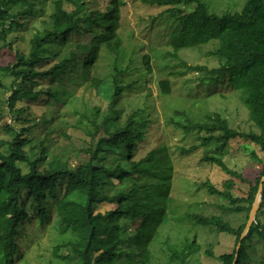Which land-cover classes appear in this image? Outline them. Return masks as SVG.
<instances>
[{"label":"trees","instance_id":"trees-1","mask_svg":"<svg viewBox=\"0 0 264 264\" xmlns=\"http://www.w3.org/2000/svg\"><path fill=\"white\" fill-rule=\"evenodd\" d=\"M142 2L163 9L160 16L169 20L166 24L175 52L217 43L209 55L217 59L218 67L181 62L186 71L198 72L200 84L227 82L234 90L247 94L245 106L253 124L247 132L234 129L219 112L195 121L186 111L177 109L169 116V123L186 134H199L202 146H221L236 139L254 145L249 153L260 169L253 181L246 180L219 157L203 158L249 184L245 205L238 206H234L238 199L230 195L232 180L225 183L224 190L210 182L204 184L233 204L227 209L231 213H245L246 221L235 228L217 216L189 214L187 219L235 239L231 253L217 256L222 264H234L239 243L236 264H264V0H246L240 11L222 13L211 11L205 0ZM97 3L98 0H0V46L16 51V61L0 68V89L10 92L6 104L12 120L1 127L0 138V264H17L23 253L20 247L30 237L26 231L32 219L43 225L46 219L51 220L53 209L57 220L51 241L57 264L158 263L153 247L173 198L174 164L165 145L137 159L139 145L152 125L147 114L150 94H144V99L138 97L137 102L135 98L127 99L151 81L152 56L145 54L138 60L133 50L124 64L127 53L119 29L121 8L126 2L109 0L105 9ZM191 5H195L193 10H182ZM154 21L155 18L151 22ZM26 33L30 39L24 50ZM74 38L81 41L72 45ZM77 55H82V68L91 74L95 100L82 112L73 111L85 147L79 150V164L71 166L53 155L52 146L54 134L68 137L57 122L63 114L56 105L60 94H70L73 75L80 72ZM102 59L112 65L104 79L99 72ZM183 73L186 74L171 75ZM159 87L162 95L172 94L170 80L160 81ZM107 90L111 92L105 99L103 91ZM36 101H47L49 111L55 102V110L49 112L50 116H37L32 106ZM119 152L126 164L122 159L117 162ZM82 154L88 158L81 159ZM62 180L66 181L65 193L59 198ZM128 181L132 182L130 191L124 189ZM261 184L262 202L256 220L241 241ZM98 202L116 208L97 213ZM256 243L261 246L258 251ZM189 249L188 244L180 250L172 248L170 262L186 264ZM248 250H256L254 260H250ZM207 254L215 257L211 251Z\"/></svg>","mask_w":264,"mask_h":264},{"label":"rangeland","instance_id":"rangeland-1","mask_svg":"<svg viewBox=\"0 0 264 264\" xmlns=\"http://www.w3.org/2000/svg\"><path fill=\"white\" fill-rule=\"evenodd\" d=\"M124 1L126 5L121 8V27L119 29V33L124 39V50L127 53L124 64L129 62V57L134 50L135 57L138 60L145 54L152 56L151 65L154 71L150 77L148 75L151 81L145 83L146 87L138 88L137 91H134V96L127 98L129 100L135 98L136 101L134 102H137L138 97L142 98L144 94H150L148 101L151 107H149L147 114L152 120V125L145 141L139 145L137 159L143 158L151 150L165 145L167 153L173 159L174 164L173 198L169 202L165 222L160 227L154 243V253L158 257V263L155 262L154 264H180L179 260L171 263L169 256L172 254V248L180 250L186 244L190 247L187 251L186 264H222L217 260V256L231 253L234 249L235 239L229 235L219 233L213 228H203L189 222L187 215L199 214L209 218L217 216L224 222L238 228L246 221V214L231 213L227 209L232 207L233 204L225 197L212 193L210 187L204 184L210 182L216 189L224 190L225 183L232 180L233 187L230 190V195L231 198L238 199V203L234 206L245 205L244 198L248 194L249 184L239 178L230 176L219 166L205 162L203 158L206 156L219 157L225 161L229 168L242 174L246 180L253 181L258 176L260 169L249 153L255 147L243 139H236L221 146L216 144L202 146L199 134H186L175 128L169 123V116L173 114L174 110L180 109L186 111L193 120L200 121L207 115L219 112L230 121L234 129L247 132L253 129V124L249 119V113L245 106L247 94L243 91L234 90L227 82L223 85L211 86L200 84L198 72L186 71V68L182 66L181 62L185 61L190 66L205 65L210 69L218 67L217 59L209 55L217 48V43H209L198 48L175 52L170 45L171 34L166 24L169 20L166 16H160L163 9L150 7L144 4L142 0ZM205 1L211 11L222 13L224 11H240L246 0ZM97 4L100 9H105L109 4V0H98ZM194 8L195 5H191L190 7H182V10L188 12ZM153 18H155V21L152 23ZM41 25L42 23H40ZM29 39L30 34L26 33L22 45L23 49L28 48ZM79 41H81V38H74L72 45L77 44ZM72 48L75 49L73 46ZM81 58L82 55H77L80 72L73 75L74 81L70 82L69 85L70 94H60L57 98L59 103L56 105L54 102L50 111L47 101L32 103L33 113L37 116L43 114L50 116L53 113L51 110H55V105L61 109L63 118L57 122L61 124L62 130L67 132L68 137L58 134L53 135V155L62 157L63 161H67L71 166L79 164V150L85 147L84 135L82 131L76 129L77 117H75L73 111L82 112L86 105H91L95 100V96L91 92V74L85 72L82 68ZM15 61L16 51L0 46V68ZM111 71L112 65L110 62L102 59L99 63L100 77L102 79L107 78ZM171 72H186V74L173 76ZM84 73L88 75L86 76ZM126 79L128 80L129 77L127 76ZM142 79L143 82L146 80L144 76ZM162 80L171 81V95H162L159 87ZM8 82L9 80H6V83ZM147 88L151 91L149 92ZM108 91L111 92L110 90L103 91L105 99L107 98L106 94H109ZM9 96L10 92L0 89V138L3 135L1 127L12 122L6 104ZM96 103L98 102L96 101ZM103 108H106V102ZM107 113V111L104 112V114ZM195 146L197 148L193 152H189ZM121 153H118L117 162L123 158ZM85 158H88L87 155L82 154L81 159ZM122 161L124 164L127 163L126 159H122ZM116 183L118 184V182ZM61 184L62 187L59 186L58 190L59 198L65 193L66 181L62 180ZM124 189L130 191L132 182L128 181ZM115 208L116 205L98 202L95 211L105 213ZM56 220L57 216L54 209L51 220L46 219L43 225L39 224L37 219H32V225H29L26 231L30 237L25 239L20 247L23 253L19 255L20 260L17 264L58 263L52 254L53 243L51 241L55 235L53 226ZM125 222L130 223L127 220ZM101 239L98 238V240ZM187 240H189V243H187ZM192 243L194 245L191 246ZM256 247L257 251L261 248L258 243H256ZM208 251H211L215 257L207 254ZM248 254L250 260H254L257 256L256 250H248Z\"/></svg>","mask_w":264,"mask_h":264},{"label":"water","instance_id":"water-1","mask_svg":"<svg viewBox=\"0 0 264 264\" xmlns=\"http://www.w3.org/2000/svg\"><path fill=\"white\" fill-rule=\"evenodd\" d=\"M262 182H264V177L262 179ZM262 190H263V185L261 184L260 185V188H259V192H258V194H257V196L255 198V201L253 203L252 209L250 211L249 219L247 221L245 230L242 233L241 241L249 233L251 226L254 224V222L256 220V215H257V212H258V210L260 208V204L262 202ZM240 246H241V243H239L238 246H237V254H236V258H235L234 264H236V261L238 259V254H239Z\"/></svg>","mask_w":264,"mask_h":264}]
</instances>
